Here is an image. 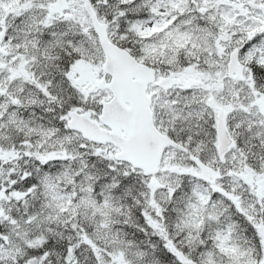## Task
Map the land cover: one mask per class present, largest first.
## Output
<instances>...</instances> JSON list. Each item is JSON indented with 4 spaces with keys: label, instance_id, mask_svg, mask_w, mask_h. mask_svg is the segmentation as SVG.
<instances>
[{
    "label": "snow or ice",
    "instance_id": "1",
    "mask_svg": "<svg viewBox=\"0 0 264 264\" xmlns=\"http://www.w3.org/2000/svg\"><path fill=\"white\" fill-rule=\"evenodd\" d=\"M0 264H264V0H0Z\"/></svg>",
    "mask_w": 264,
    "mask_h": 264
}]
</instances>
